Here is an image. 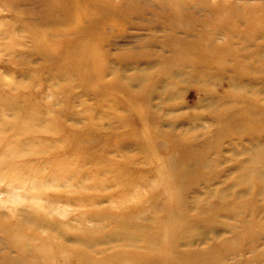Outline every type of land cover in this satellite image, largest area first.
I'll return each instance as SVG.
<instances>
[{
    "label": "rangeland",
    "instance_id": "obj_1",
    "mask_svg": "<svg viewBox=\"0 0 264 264\" xmlns=\"http://www.w3.org/2000/svg\"><path fill=\"white\" fill-rule=\"evenodd\" d=\"M0 264H264V0H0Z\"/></svg>",
    "mask_w": 264,
    "mask_h": 264
}]
</instances>
